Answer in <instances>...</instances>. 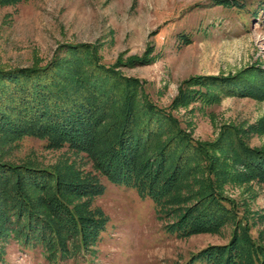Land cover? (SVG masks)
Listing matches in <instances>:
<instances>
[{
    "label": "rangeland",
    "instance_id": "rangeland-1",
    "mask_svg": "<svg viewBox=\"0 0 264 264\" xmlns=\"http://www.w3.org/2000/svg\"><path fill=\"white\" fill-rule=\"evenodd\" d=\"M138 60L143 61L135 63ZM54 61L55 71L64 76L75 72L92 78L105 67L138 80L137 106L147 98L171 111L195 142L214 143L229 130L235 140L264 149V99L250 91L264 79V0L0 2V70L46 67ZM193 77L219 79L222 86L194 87L216 98L172 110L182 83ZM2 87L4 93L7 88ZM3 131L0 125L3 162L62 170L101 184L104 193L89 204L108 220L96 245L86 249L78 236L66 237L68 253L63 255L52 253L49 242H26L11 230L0 242V264H208L196 255L228 245L236 233L247 238V247L252 243L253 248H264V184L254 178L224 186L220 193L228 216L220 229L182 237L170 230L173 220L165 209L136 188L111 182L93 157L67 146L51 147L47 139L35 136L10 139L12 134ZM195 177L203 179L207 173L197 170L177 196H184L187 186L198 188ZM86 202L82 198L74 205ZM171 203L165 208L173 209ZM10 212L17 214L12 207ZM260 263L249 254L241 261Z\"/></svg>",
    "mask_w": 264,
    "mask_h": 264
},
{
    "label": "trees",
    "instance_id": "trees-1",
    "mask_svg": "<svg viewBox=\"0 0 264 264\" xmlns=\"http://www.w3.org/2000/svg\"><path fill=\"white\" fill-rule=\"evenodd\" d=\"M57 67L54 61L46 67L0 70V85L7 88L0 92V120L6 121L0 122L1 128L12 134L10 139L35 136L47 139L51 147L67 146L93 157L98 171L111 182L134 187L165 209L173 220L170 230L179 236L212 233L222 227L228 209L220 192L226 184L251 178L264 184V149L235 140L229 128L214 143L195 142L171 111L147 98L137 106L138 80L105 67L98 71L101 80L98 74L92 78L75 72L64 76L55 71ZM217 82L213 77L183 82L172 110L197 100L213 101L214 94L194 87L222 86ZM250 91L264 99V79ZM199 169L207 177H195L198 188L187 186L186 194L177 196L185 180ZM104 191L101 184L82 181L74 173L13 166L0 157V242L14 230L26 242H49L51 252L59 255L68 253L66 237L78 236L85 248L96 245L108 218L101 209L91 210L89 202ZM82 198L88 202L74 205ZM168 201L173 209L165 208ZM10 207L17 214L11 215ZM248 242L236 233L228 245L208 247L196 259L208 264H241L249 254L264 264V248H253L252 243L247 247ZM3 253L0 248V257Z\"/></svg>",
    "mask_w": 264,
    "mask_h": 264
}]
</instances>
